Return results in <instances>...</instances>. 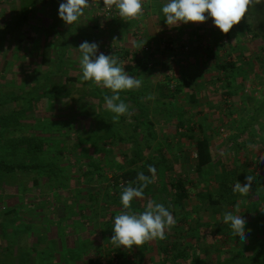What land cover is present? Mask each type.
<instances>
[{
  "label": "crops",
  "instance_id": "0c3cea01",
  "mask_svg": "<svg viewBox=\"0 0 264 264\" xmlns=\"http://www.w3.org/2000/svg\"><path fill=\"white\" fill-rule=\"evenodd\" d=\"M61 2L63 0H0V34L5 36L0 42V55L3 54L0 66H6L7 70L0 69V75H5L8 80L20 86L18 90L12 91L15 93L12 100L30 99L33 93L38 98L39 94L44 93L39 85L48 79L51 82V78L59 80L65 88L58 91L61 100L55 101V104L52 102L50 107L41 106V110L37 108L35 114L28 112L38 118L29 119L28 124L22 123L23 129L21 127L20 130L23 133L20 136L27 138V141L38 138L40 134H34L32 125H44L51 120L43 116V112L48 111L50 116L55 113L51 117L59 118L56 113L63 102L67 103L69 93L86 104L85 125L79 123L74 113L73 118L76 120L71 122V129L75 128L78 132L81 129L87 133L79 134L69 148L82 139L85 144L76 148V154L70 153L71 157L63 159L56 156L54 161H50L51 156L40 154L34 164L43 167L27 171L37 172L44 178L63 177L60 193L70 192V204L62 208L69 213L70 224L65 222L66 225L62 226L60 223L64 222V216L57 218L61 229L59 237L56 236L58 247L55 250V261L57 264H90L93 260L102 264V261L94 257L102 255L104 238L113 233L114 217L122 209V189L116 193L111 180L105 185L97 182H103L105 171L111 172L113 179L125 175L130 169H141L148 163L156 164L155 182L144 190L143 199L132 201L131 211L142 212L148 200L164 205L167 202L175 219L174 227L166 232L171 235L170 242L176 239L185 241L190 253L194 249L198 250L207 260L217 262L228 256L234 236L214 233L208 228L206 223L210 222L220 228L226 225L222 222V216H214L208 211L220 208L223 212L231 211L240 202L246 221H264V108L258 110L264 93L257 91L256 86L250 83L253 80L252 69L247 70L244 76L236 74L227 78L225 72L216 68L218 63L225 60L234 62L238 68L242 61L248 63L249 60L244 56L246 53L260 49L261 44L254 39V33L248 30V24L253 18L245 16L228 34H223L211 19L204 23L169 27L160 11L166 0H145L143 17L129 22L121 20L118 14L114 17L100 14L102 0H96L92 7L85 9V15L77 23L66 25L58 15ZM114 37L118 42L112 46ZM83 41L96 42L100 49L105 47V55L118 57L125 64V71L129 75L143 81L140 89L121 93V98L130 106V117L121 116L118 123H113V113L106 110L104 102V96L111 95L110 90L97 88L91 82L81 80L80 53L77 48ZM137 43L142 48L137 47ZM145 46L149 49L146 50ZM215 54L220 58L215 59ZM55 66L57 69L53 70ZM246 67L249 65L246 64ZM229 81L233 84V94L225 93V85ZM27 84L32 85L33 90L22 89ZM239 86L241 91V88L238 91ZM76 89L81 92H74ZM149 94L155 98L147 99ZM55 99L58 100V97ZM15 110L20 111L15 107L8 112ZM207 115H220L218 121L222 123L220 127L216 120L211 122L212 127H209L210 123L208 126V123H204L208 131L214 130V160L203 167L202 171H197L196 145L194 141L180 135L184 132L178 122L180 119L195 120L197 117L207 119ZM110 130L113 132L107 136ZM223 130L227 132L221 133ZM232 136L237 138V142L233 139L231 141ZM57 143L61 151L68 145L61 135ZM48 145L44 143L43 152L48 150ZM79 148H87L89 152L85 156L79 155ZM138 149L142 153L137 155ZM43 157L50 162H42ZM92 162L101 164V170L95 169ZM50 164L55 165L53 170ZM234 169H238L236 181L242 185L247 175L256 177L250 194L245 196L236 193L238 201L234 205L210 206L203 199H206L208 193H217L219 183L215 175ZM179 176L187 180L188 197L183 202L184 207L193 212L192 216L197 221V224L189 222L180 225L183 229L181 234L176 232L179 228L176 225L178 219L173 212L175 210L179 213V207L171 204L175 192L172 183ZM236 181L231 183L232 187ZM124 184L122 181L119 185ZM133 184L136 186V179ZM165 196H168L166 202ZM189 225L191 229L184 230L183 226ZM69 227L71 232H68ZM66 235L68 237L65 238ZM52 240L50 238V242ZM71 240L72 246H66ZM160 240H153L141 247L133 246L131 250L120 247L118 249L121 253H118L127 259L134 249H138L133 264H163Z\"/></svg>",
  "mask_w": 264,
  "mask_h": 264
},
{
  "label": "rangeland",
  "instance_id": "374dc122",
  "mask_svg": "<svg viewBox=\"0 0 264 264\" xmlns=\"http://www.w3.org/2000/svg\"><path fill=\"white\" fill-rule=\"evenodd\" d=\"M261 49L262 47L260 46V49H255V51L246 53L245 59L249 60V64H253L252 68L250 67L249 69L253 71V73L252 71L250 72L253 78L250 83L256 86L257 91L260 93L263 91L264 93V52ZM105 50V47L99 48L97 55L100 52L104 53ZM2 56L3 54L0 55V57ZM43 59L50 63V60L46 59L44 56ZM0 69L7 71L6 66L3 65L0 66ZM52 69L55 70L57 67L55 66ZM67 73L69 74L70 71ZM50 80L51 82L48 79L45 81L46 83L43 82L39 85V87L44 90V93L39 94L36 100H12V95L15 94L12 91L18 90L20 86L8 80L5 75H0V135L6 136L3 138L0 137V159H5L13 163H26L30 165L37 161V156L40 154H43L42 156H44V154L45 156H51L52 158H50V161H54L56 156L63 159L64 157H71L73 154H76V149L70 150L73 146L70 148L69 146L74 143L79 134H86L87 131L83 132L79 129L80 131L78 132L77 130L75 131V128L72 130L71 122H75L73 120H76L73 118L75 116L74 113L77 114L79 123H83L82 126L85 125L87 119L85 115L86 104H82L83 102H81V100L79 101L77 98H74L72 93L68 94L67 103L63 102L60 107L61 109L56 113L59 118L53 119L51 117L55 114L53 112L51 116V113L48 114V111L47 113L43 112V116H47V118L51 120H48L44 125H40L34 121L35 124L31 127L35 135L40 134L38 135L40 136L39 138L42 139L46 145L49 144L47 151L43 152L39 150L35 152L31 149V146L39 142L36 139L22 144L21 149L12 147V144L9 146L10 143L8 144V142L5 141L11 137L20 136V134L23 133L22 130H20L23 126L22 123L28 124L29 119L35 120L38 118L37 115H29V113L34 112L35 114L37 113V108L41 110V106L48 105V107H50L52 102L55 104V101L61 100L58 91H62V89L65 90L64 86L57 79L51 78ZM21 82L22 85H25L23 81ZM250 83L247 84L251 86ZM23 88L25 90L29 88L30 91V89L33 90L34 87L27 84L23 86L22 89ZM46 89H48V92L45 91ZM74 92L80 93L81 90L76 89ZM51 93H57L58 95L51 96ZM32 95L34 97L37 96V94L34 95V93ZM40 96L43 97L40 98ZM56 97H58V100L55 99ZM54 104L53 106L55 108L56 106ZM15 107L20 110L17 120L11 121L6 125L3 124L1 115L13 110ZM78 109L79 112L77 113ZM219 116L207 115V119L197 117L195 120L191 118L196 125L195 131L199 132L201 130L200 125H204V123H208L206 126L210 123L209 127H212L211 122H214V120L218 121ZM73 125H76V123H73ZM180 127L181 131L186 132L190 127V122ZM225 127L226 126H224V128ZM204 128L203 126V130ZM223 132L227 131H221V133ZM59 135H61L68 144L67 146L65 145L66 147L63 148L62 151L61 148H59V143H57ZM88 152L89 150L85 148V150L79 149L77 153L85 156ZM47 160L48 159H45V157L42 158V162H48ZM105 175L106 177L102 179L103 182H97L98 184L103 183L105 185L108 184L110 180L112 182L111 172L106 173L105 171ZM62 179L63 177L55 179L54 176H47L44 178V176L39 175L37 172L27 171L15 172L7 175L0 174V264H57L54 256L55 250L58 247L56 240L57 237H59L58 235H60L59 231L61 229L58 225L57 218L59 219L64 216V218H62L64 222L60 223L62 226L66 225V223L70 224L69 220L71 219L69 213L62 209L64 205L70 204V192L66 193L64 191L60 193L62 191ZM68 208L69 206L67 209ZM64 230H67V228L64 227ZM68 230V232H71V228ZM113 234L114 233H110L106 235L104 238L105 242L102 244V255H97L94 259L102 261V264L104 262L107 264H120V262H123V264H133V258L137 254L138 249H134V252L131 253V257L127 259L120 257V250L112 245L110 241ZM66 237L68 236L66 235L65 238ZM50 238L55 242H50ZM70 244L72 246V240L68 242L66 246L69 245V247H71ZM62 245L64 246L65 244L63 243ZM44 250H46V254L42 256L40 251ZM67 250L69 249L67 248ZM60 260L63 262L62 259H59V261Z\"/></svg>",
  "mask_w": 264,
  "mask_h": 264
},
{
  "label": "clouds",
  "instance_id": "9594fccd",
  "mask_svg": "<svg viewBox=\"0 0 264 264\" xmlns=\"http://www.w3.org/2000/svg\"><path fill=\"white\" fill-rule=\"evenodd\" d=\"M94 3L96 0H63L59 4V18L66 25H73L85 15V9L92 7ZM261 3L262 0H166L160 11L169 27L204 23L211 19L221 33L228 34L234 25H238L245 18L250 9ZM103 5L109 13L115 9L121 20L129 22L143 17L145 0H103ZM116 42L118 40L114 37L112 46ZM145 43L146 41L142 46ZM136 46L142 48L139 43ZM77 50L80 53L81 80L111 92V95L104 96V102L106 110L113 113L112 122L118 123L121 116L130 117V106L121 98V93L140 89L143 81L129 75L125 71V64L115 55H105L102 52L97 55L99 45L96 42L83 41ZM154 98L152 94L147 97L150 100ZM148 172L150 176L144 172L137 174L136 186H121L122 209L114 217V234L110 239L117 248L131 250L133 246L141 247L153 240H162L166 232L175 225V219L169 209L154 200H148L142 212L131 211L132 201L143 199L144 190L155 182V166L149 165ZM255 179V176L247 175L246 182L242 185L236 181L232 191L249 195ZM222 222L230 226L232 234L239 237L241 242H246L247 221L242 215L240 202L235 204L233 210L224 213Z\"/></svg>",
  "mask_w": 264,
  "mask_h": 264
},
{
  "label": "trees",
  "instance_id": "16d2710c",
  "mask_svg": "<svg viewBox=\"0 0 264 264\" xmlns=\"http://www.w3.org/2000/svg\"><path fill=\"white\" fill-rule=\"evenodd\" d=\"M248 16H250L252 19V22L248 24V30L253 32L254 35V39L256 41L259 42V44H261L260 46L263 48L261 50H263L264 52V4H258L255 6V8L250 9V11L247 13ZM246 15V16H247ZM230 37V36H229ZM5 38V36L0 34V42ZM242 53V52H240ZM243 54V53H242ZM242 54H240V60L242 59ZM216 55V54H215ZM245 56V55H244ZM215 59H219V56H214ZM226 62L223 63H216L217 65V69L218 70H222L223 72H225V75L227 76V78L229 77H234L237 75H241L244 76V74L247 73V70L250 71V67L252 68L253 64L252 63H246L245 61H242L241 65L238 66L234 63V62H228L227 60H225ZM249 65V67H246ZM62 67V66H61ZM61 67H59L61 69ZM233 70V72L231 73V71ZM244 79H246V77H244ZM233 84L229 81L228 84H226L225 86V93L228 94H233L231 92V86ZM241 88V86L238 87V91ZM242 90V88L240 89V91ZM48 92V91H47ZM19 98H14V100H18ZM30 99H35L36 98L31 95ZM1 105V103H0ZM264 108V97L261 100V104L258 107V110L261 111ZM17 110L12 111V112H5L1 115V119L3 124H8V122L10 121H16L19 114L18 112H16ZM258 111V112H259ZM10 119V120H9ZM15 119V120H14ZM190 122V127L187 129L186 132L181 133V136H184L186 138H188L191 141H194L195 145H196V150H197V157H198V161H197V165H196V169L197 171H202L203 167L208 166L209 164H211L214 160V146L212 143V135H214V131L210 132L207 130V128H204L203 130V125L201 126V132H196L195 131V122H193L192 120H182L180 119V121L178 122L179 126H183L185 123ZM193 122V123H191ZM220 123L219 127L221 126L222 121H217V124ZM218 127V129H219ZM111 132H113L112 130H110L109 132H107V136H110ZM114 135H116V133L114 132ZM1 138L6 137L5 135L1 136ZM38 138H31V140H38L39 142L36 143L35 145L31 146V149L35 152L39 151V150H43L44 149V142L42 141V139L39 138V136L37 135ZM0 138V139H1ZM264 138V136L262 137ZM235 141L237 142V138L233 137L231 138V141ZM28 139L25 138L24 136H14L9 138L8 140H5L6 142H8L9 146L12 144V147H15L17 149H21V145L27 143ZM12 142V143H11ZM85 144L83 143V139L80 140V142L76 143L71 150H75L77 147H80ZM26 147V146H25ZM103 147V146H101ZM239 147V146H238ZM79 148V149H80ZM16 149V150H17ZM84 149V148H83ZM98 149V148H96ZM138 153H142L141 149L137 150V155ZM92 166H94L95 169L97 170H101L102 165L99 164L98 162H92L91 163ZM152 165V164H145L142 166L141 169H130L126 172L125 175L123 176H117L114 177L112 179V188H114L116 190V193L119 192L122 188L119 185L122 181L123 183L125 182L124 186H128L129 184H131L132 186H135L133 184L134 180L137 178V174L139 172H144L145 175H151L148 172V166ZM52 170L54 169L53 167H55L54 164H50ZM153 166H156V164H153ZM42 165H38V164H34V165H28L26 163H13V162H9L8 160L5 159H0V174H12L15 172H24V171H31V170H38L40 168H42ZM211 167V166H210ZM91 172V171H90ZM238 169H234V170H227V171H223L222 174L218 173L215 175L218 183H219V187L217 189V193H208L206 195V199H203L204 201L208 202L211 205H217V204H221L224 206H228V205H234L237 201H238V196L236 195V193H234L232 191V186L231 183H234L237 180V176L238 175ZM186 179L182 178L181 176H179V178H177L173 183H172V187L175 189V192L172 195V202L171 204L174 205H178L179 207V213L175 210H173L175 217L178 219L177 220V224L179 226V228L176 229V232L181 234V231H183L182 227L180 228V225L185 223H192V224H197L196 219H194V217L192 216L193 212L192 211H188L185 207H184V200L188 197V192L186 189ZM131 182V183H130ZM119 185V186H118ZM121 194V192H120ZM168 196H165V202L167 200ZM165 207H167L168 209L171 207L170 205H168V203L166 202ZM177 207V208H178ZM209 213H211L212 215H220L222 216L221 218H223V215L225 212L222 211V208H220L219 210H215V211H208ZM213 223V222H212ZM210 223H206L207 227L212 229L214 233H222L223 235L226 236H234L232 234V230L230 228L229 225H225L222 226L221 228L219 227V225H215ZM191 225H189V227H185L183 226L184 230H188L191 229ZM245 231H246V235H247V240L246 242H241L239 237L234 236L233 239H231V241L233 242L231 249L228 251V256L223 257L222 259H218L217 262L216 260H207L206 258L202 257V254L200 253V251L198 250H193V253H190L188 251V247L189 245L185 242V241H181V240H174L172 242H170L171 239V235L166 233L165 238L160 240L161 242L159 243V248L161 249V251L164 254V260H163V264H264V221H260V219H254V220H247V224L245 226ZM180 239L181 235H180ZM235 240V241H233ZM42 256H45V252L44 251H40ZM200 253V254H199ZM39 254V253H38ZM90 264H97L96 262H94L93 260L90 261ZM100 264V263H99ZM112 264V263H111Z\"/></svg>",
  "mask_w": 264,
  "mask_h": 264
},
{
  "label": "built area",
  "instance_id": "2783aa9c",
  "mask_svg": "<svg viewBox=\"0 0 264 264\" xmlns=\"http://www.w3.org/2000/svg\"><path fill=\"white\" fill-rule=\"evenodd\" d=\"M100 14L104 15V16H107V17H114L117 15V12L115 9H113L110 13L104 9V5H103V0H102V3H101V7H100ZM145 49L148 50L149 47L148 46H145Z\"/></svg>",
  "mask_w": 264,
  "mask_h": 264
}]
</instances>
